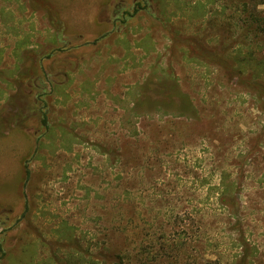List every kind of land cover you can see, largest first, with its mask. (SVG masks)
<instances>
[{"label": "rangeland", "instance_id": "rangeland-1", "mask_svg": "<svg viewBox=\"0 0 264 264\" xmlns=\"http://www.w3.org/2000/svg\"><path fill=\"white\" fill-rule=\"evenodd\" d=\"M243 4L254 0H0V264H40L72 239L93 253L109 236L117 247L118 214L131 244L180 234L177 264H231L240 230L258 249L253 264H264V185L255 182L264 151L242 181L239 230L227 210L200 202L222 172H236L264 123L217 65L263 56ZM219 48L227 56L209 68L188 60ZM171 93L189 96L197 115L179 116L177 100L129 111L139 97ZM21 131L37 140L30 159ZM95 145L117 152V164Z\"/></svg>", "mask_w": 264, "mask_h": 264}, {"label": "trees", "instance_id": "trees-1", "mask_svg": "<svg viewBox=\"0 0 264 264\" xmlns=\"http://www.w3.org/2000/svg\"><path fill=\"white\" fill-rule=\"evenodd\" d=\"M260 6H264V0H254L251 9H248L245 4L242 5L243 9L248 13L251 24H255L251 26L253 31L256 30L259 35L264 36V11L256 12V9ZM197 51L198 50H195L188 60H194L205 68H209L212 56L221 57L222 60L227 56V52H225L224 48L217 49L214 55L211 56H207L200 51L197 53ZM262 55L260 59H254L252 55H249L250 59H247L245 56L241 57L239 53L237 54V59H235L237 66L231 67L227 62L223 61L218 62L217 65L221 68L226 77L232 75V77L234 76L240 81V84L245 89L244 95L249 96L258 112L264 115V53ZM246 71L249 72V75H247V79L243 81L242 75H244ZM228 82L226 85L224 84V87H231L230 84L228 85ZM174 100H177L179 103V116L188 113L190 117L193 118L197 115V108L192 103L190 97L180 93L166 94L157 98L153 97V95L139 97L132 102L129 111L134 116H140V114L137 113V110L140 108H144L145 112L159 109L165 111ZM42 123L47 127L46 119H42ZM71 136L76 141L85 143L76 136L72 134ZM251 141H253V145L243 148L237 155L238 163L235 165L237 168L236 172L230 173L228 170V172H222L217 184H208L207 193L204 197L205 200L200 201L204 205L210 204L209 202H211L215 204L217 208L221 209V211L227 210V217L235 219V224L231 225V223H229L231 225V232H236L240 229V220L236 218L237 216L234 214V211L238 209L239 195H241L243 190L242 181L247 178V176H245L247 168L251 165L252 167L255 165L257 166L259 155L264 151V123L262 127L254 133ZM93 147L99 154L108 158L111 166L117 164V159L119 157L117 152L110 153L106 151L104 147L97 145ZM111 155H113V159L116 160L114 163L112 162ZM27 175L28 174H26V176ZM203 181L201 182V186L205 184ZM255 182L258 186L264 185V171L260 173L259 177L255 178ZM126 196L127 193H124V197L118 199L117 203H124ZM118 216L119 219H116L117 224L112 226L111 229L115 234H124V239L117 247L116 245H112V238L109 236L106 237L107 241L102 240L101 244L99 243L101 245V250L97 253H93L89 250L88 246H81L78 239H69L71 241L63 245L65 251H63L62 254H58L54 251L50 252L48 259L40 264H159L163 254L170 258L167 264H177L178 255L181 252L180 247L184 245V243L179 241L180 234L177 235L178 239L166 241L161 234L154 231L153 241L151 243H145L146 236H143L142 240L134 241V243L131 244L127 237L128 222L121 223L122 218L119 214ZM196 238L199 240L200 237L197 236ZM232 247L233 249H239V251L233 255L231 264H253L255 258L258 256V249L255 245L248 242L244 236V232L241 230Z\"/></svg>", "mask_w": 264, "mask_h": 264}, {"label": "crops", "instance_id": "crops-1", "mask_svg": "<svg viewBox=\"0 0 264 264\" xmlns=\"http://www.w3.org/2000/svg\"><path fill=\"white\" fill-rule=\"evenodd\" d=\"M21 133H22V131H21ZM22 135H23V137H24V140H25V143H29L30 142V136L29 135H27V134H25L24 132L22 133ZM36 140V139H35ZM33 141V139L31 138V150L29 151V154H28V156H26V154L24 153V156H23V158L22 159H30V157L32 158V157H34V155L36 154V146H37V144H36V141ZM28 145V144H27ZM29 146V145H28ZM31 152V153H30ZM26 176V175H25ZM25 176H24V173H23V179L25 178ZM21 197H20V202L21 201H23V199H24V196H23V193H22V191H21ZM19 205H21L20 203L19 204H15V205H12V210H17V209H19ZM1 206H4V205H1ZM8 206V205H7Z\"/></svg>", "mask_w": 264, "mask_h": 264}]
</instances>
